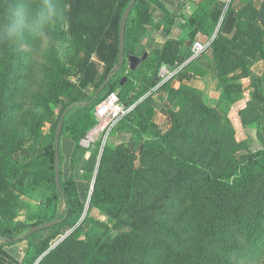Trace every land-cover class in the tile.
Listing matches in <instances>:
<instances>
[{
    "label": "trees",
    "instance_id": "obj_1",
    "mask_svg": "<svg viewBox=\"0 0 264 264\" xmlns=\"http://www.w3.org/2000/svg\"><path fill=\"white\" fill-rule=\"evenodd\" d=\"M130 1L59 0L61 6H72L68 11L71 39L64 58L56 47L64 38L62 32L53 34L50 54L45 51L41 60H31L32 51L0 40V167L3 159H13L11 154L5 156L4 148L11 152L23 146L8 142L22 119L30 117L26 141H37L24 151L23 162L18 159L14 164L13 180L1 181L0 264H27L26 256L20 260L6 249L22 240L35 257L42 255L36 264H264V131L260 149L250 150L245 139L238 140L228 114L208 105L201 89L185 81L195 77L187 68L194 61L182 64L178 74L158 83L161 67L177 68L184 62L182 48L187 45V41L169 36L178 13L168 9L163 0L134 2L125 24V62L119 65L120 27ZM151 3L164 12L167 22L160 28L167 39L162 46L145 50L148 56L127 72L128 55L139 54L131 40L133 27L134 31L137 25L146 30L144 25L152 17ZM2 12L0 8V20ZM220 18L219 30L209 45L213 68L229 103L242 97L241 79L250 78L251 102L240 108L238 115L245 126L262 123L264 92L249 64L257 58L264 60V0L260 7L249 1L241 8L212 0L200 32L209 31L212 22ZM94 55L103 62L101 74ZM123 76L127 79L121 85ZM175 76L178 85L173 82ZM108 77L107 85L97 94ZM79 81L91 83L93 92L81 88ZM113 90H118L125 105H133L114 129L133 113L140 121L151 122L156 113L149 102L153 95L161 102H176L177 108L163 104L159 109L169 116L170 126L158 124L149 129L150 136L140 140L137 165L133 151L138 138L127 145L104 146L90 205L118 222H123L121 215H125L132 226L98 241L87 235L84 220L77 225L83 202L74 175H63L62 139L67 136L73 141L75 154L81 148L80 140L97 122L95 106ZM146 92L149 94L140 100ZM52 103L59 108L57 115H33L34 108H51ZM63 114L59 192L54 142ZM45 125L50 134L47 144L43 143ZM92 159L90 154L87 161ZM38 185L52 191L47 203L62 199L65 212L56 224L30 232L33 225L58 217L50 214L32 223L16 219L15 189ZM73 226V232L50 246L62 228ZM45 230L49 232L42 236Z\"/></svg>",
    "mask_w": 264,
    "mask_h": 264
},
{
    "label": "rangeland",
    "instance_id": "obj_2",
    "mask_svg": "<svg viewBox=\"0 0 264 264\" xmlns=\"http://www.w3.org/2000/svg\"><path fill=\"white\" fill-rule=\"evenodd\" d=\"M222 1L225 2V6H228L232 2L233 6H235L236 8H241L249 1H252L256 7H260L263 0ZM173 2V8L170 5V1H168L167 3L169 6H166L168 7V9H170L169 7H171L170 10L172 11H177L178 18L176 22H178L179 26H183L187 30L185 31V41H187V45L186 48H182L184 50L186 59L183 63H181V65L179 64L177 68H169V75L168 73L162 74L160 68L159 76L161 77V80L158 83L168 79L173 75L178 74V71L180 70V66H182V64L194 61L195 63L192 66H187V68L191 70V73L195 75V77H193V80L192 78H190L191 80L188 79L189 81H191L188 84L201 89L202 98L208 105L218 107L226 114H228L234 124L236 137L238 140L245 139L248 142L250 150H257L262 148L263 142L261 140V132L264 131L262 125V123L264 124V122L259 123L257 121H254L245 126L241 123L238 115V110L245 107L249 102H251V91L253 90V85L250 78L245 77L241 79L243 86L242 97L235 103H229L223 91V82L213 68L214 59L212 55V49L209 45L219 30L222 17L217 22H212L209 31L206 32L204 30L203 32H200V28L204 25V23L206 22V18L208 17L210 6L212 5V0H173ZM150 7L152 17L149 23H146L144 25V28L146 30L140 28L141 26L137 25L136 30L134 31L133 27L131 40L133 47L139 52V54H137L138 56H141L143 52H145V50L155 47L153 44L148 43V38L150 37L151 33H153V30H162L160 27H162L163 24L167 22L164 18V12L162 10H160L154 3H151ZM61 8L63 12V19L51 34L50 40L41 41L40 39H37V41L31 40L23 45L18 44L21 50L32 51L33 55L31 57V60L39 59L41 54H44L45 51L50 54L48 49H50V41L52 40L53 34L55 32H62L64 36L63 39L56 43V47L59 51V56L61 58H64L68 54L69 39H71V19L68 15V11L72 9V6H61ZM196 40H199L206 45L205 48L198 53H195L193 49V45ZM93 58L99 62V59L96 55H94ZM126 64L128 66V63ZM98 67L101 74L104 70L103 62H99ZM249 68L252 75L257 78V84L259 88L264 92V60L262 58L253 60L249 64ZM129 70L130 68L128 66L126 71L129 72ZM176 77L177 76L174 77L173 82L175 85H178ZM72 78L74 80L76 79V77ZM78 83L80 87L87 92H93V86L91 83L83 81H79ZM148 94L149 92H146L143 96L140 97V100H142ZM149 102L153 104L156 112H159L161 116H166V119H162L164 117H161V119H156L158 120L156 121L153 118L154 121L152 120L151 122L146 123L140 121V119L137 116H134L133 113L131 114V116L125 118V121H121L122 123L115 127V129L114 127H112L110 130H104L100 132L99 130H95L94 125L88 131L87 135L80 140L81 148L78 149L75 154H72L74 146L71 151H69V153H64L65 156L63 162V175L65 178L69 175H74L78 184L80 198L83 202V210L77 225H79L84 220L85 232L88 236H91L94 239L97 238L98 241L107 237L108 235H114L119 231L128 229L132 226L130 223V218H127V216L121 215L124 221L118 222L116 218L103 212L100 207L90 205L93 186L104 146H115L117 144L127 145L132 138H138L139 141L136 145L135 150L133 151L134 165H137L139 162V156L142 152V143L140 140L150 136L149 129L153 126H157L158 124L163 128H167L170 126L169 116L164 115L162 112H160L159 109L163 104H169L173 108H177L176 102H170L169 100L161 102V100H159V98H156L154 95L152 96L151 100H149ZM58 110L59 108L52 103L51 108L46 106L43 108V106H40L34 108L32 112L33 115L40 114L41 116L42 114V117L45 118L46 116H51L53 114L57 115L59 113ZM50 112H52V114ZM22 120L23 121L18 124L19 128L15 132L14 130L12 131L8 142H11L14 147H19L15 146V143L27 146H20L18 149H13L11 152L9 151V147L4 148L5 156L9 155L10 158L11 154L13 159H9V161L5 159L2 160L3 163L0 167V187L2 180H13L14 164L19 160L23 162L24 151L28 152L27 150L29 146L34 142H37L36 140L32 142L26 141L30 136V134L28 133L29 127L27 126V124H29L30 117ZM44 129L45 133L43 143L47 144L50 140V134H47L48 130L46 129V125ZM91 133H93V135ZM88 134L89 138L91 139L88 138ZM67 138V136H64L63 140H66ZM7 150L9 153L7 152ZM90 154H92L93 159L91 161H87V158L90 156ZM14 193L16 195V202L18 203V215L16 218L17 220H23L32 223L34 221H37L40 217H46L50 214H57L58 216H61L65 212V205L62 199H53L52 201L47 203L48 199H50V195H52L53 193L48 187H45L43 185L30 187L22 191L15 189ZM183 220H185V218ZM75 227L76 226L62 228V232L53 239L50 246L54 247L55 245H57L66 236L73 232L75 230ZM48 232L49 230L43 231L42 236H45L46 234H48ZM22 241L23 245H19V247L13 248L12 251L14 250L15 254L19 256L18 259L20 260L26 256L28 260L27 264H36L40 260L42 255L35 257L33 252L28 249L26 240ZM21 246H23V249L21 253H18V248L21 249Z\"/></svg>",
    "mask_w": 264,
    "mask_h": 264
},
{
    "label": "clouds",
    "instance_id": "obj_3",
    "mask_svg": "<svg viewBox=\"0 0 264 264\" xmlns=\"http://www.w3.org/2000/svg\"><path fill=\"white\" fill-rule=\"evenodd\" d=\"M0 20V40L25 44L29 38L41 41L51 39V34L63 19L59 0H4Z\"/></svg>",
    "mask_w": 264,
    "mask_h": 264
},
{
    "label": "water",
    "instance_id": "obj_4",
    "mask_svg": "<svg viewBox=\"0 0 264 264\" xmlns=\"http://www.w3.org/2000/svg\"><path fill=\"white\" fill-rule=\"evenodd\" d=\"M136 0H131L128 4V6L126 7L125 11H124V17H123V21H122V25L120 27V42H119V65H122L125 62V43H124V35H125V24H126V19L133 7V4ZM148 56V51H145L141 56H138L136 54L130 53L128 55V66L130 69H136L137 66L139 65V63H141L146 57ZM127 79L126 76H123L122 80H121V84H123L125 82V80ZM109 81V77L99 86V88L97 89V94L100 93L105 86L107 85ZM63 121H64V114L61 116L60 121L58 123V126L56 128V132H55V180H56V185L58 188V191L61 192L62 191V187H61V177H60V155H59V143H60V136H61V130H62V125H63ZM61 220V217L58 216L54 219L51 220H47L41 224H36L33 225L30 228V232L45 228V227H49L52 226L54 224H56L57 222H59Z\"/></svg>",
    "mask_w": 264,
    "mask_h": 264
},
{
    "label": "built area",
    "instance_id": "obj_5",
    "mask_svg": "<svg viewBox=\"0 0 264 264\" xmlns=\"http://www.w3.org/2000/svg\"><path fill=\"white\" fill-rule=\"evenodd\" d=\"M205 44L196 40L193 45L195 53L200 52L205 48ZM162 74L169 75V70L166 67H161ZM133 105H125L119 97L118 90L110 91L94 109V115L97 119L95 130L100 132L110 130L127 112L132 109ZM90 134V133H89ZM88 134V138H89ZM93 135V133H91ZM91 139V138H89Z\"/></svg>",
    "mask_w": 264,
    "mask_h": 264
},
{
    "label": "crops",
    "instance_id": "obj_6",
    "mask_svg": "<svg viewBox=\"0 0 264 264\" xmlns=\"http://www.w3.org/2000/svg\"><path fill=\"white\" fill-rule=\"evenodd\" d=\"M164 1H165L166 5H168L167 4L168 1H170L171 7H172V5H174L173 0H164ZM171 7H169V8L171 9ZM185 31H187L185 29V27L179 26L178 22H176L169 36L172 37V38L185 40ZM167 36H168L167 33L165 31H163V30H159V29L153 30V33H151L150 37L148 38V43L149 44H153L155 47H160V46H162L164 41L167 39ZM193 79L194 78H192V80ZM185 81L187 83L191 82L189 80H185ZM161 117H164L162 119H166V116H161L159 112H156L154 119L155 120L156 119H161ZM156 121H158V120H156ZM73 145H74V143L69 138H67L66 140L62 139V147H63V152L64 153H66V154L69 153V151H71V149L73 148ZM19 245H23V241L17 242L16 244H13V245H10V246H6V249L11 254H13L15 257L18 258L19 256H17V254H15L14 250L12 251V249L19 247ZM22 249H23V246H21V249L18 248V253H21Z\"/></svg>",
    "mask_w": 264,
    "mask_h": 264
}]
</instances>
